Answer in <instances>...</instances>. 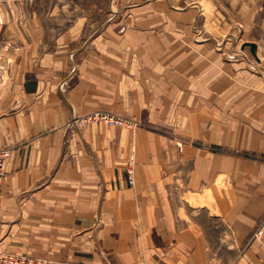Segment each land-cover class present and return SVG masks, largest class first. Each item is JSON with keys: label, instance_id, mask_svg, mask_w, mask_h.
<instances>
[{"label": "crops", "instance_id": "obj_1", "mask_svg": "<svg viewBox=\"0 0 264 264\" xmlns=\"http://www.w3.org/2000/svg\"><path fill=\"white\" fill-rule=\"evenodd\" d=\"M135 1L82 5L81 27L59 37L50 26L54 35L35 36L34 47L0 51V147L11 151L0 255L28 254L48 264H216L218 223L232 246L264 216V163L243 154L264 155V75L139 82L146 95L168 89L166 105L154 109L152 96L141 99L130 78L124 52L133 48H123L122 39L107 48L104 38L109 24L128 23L136 9L155 3ZM167 1L175 8L182 2ZM198 1L221 12L231 30L247 33L256 58L264 55V0ZM188 7L196 16V5ZM175 96L179 131L194 139L168 144L160 162L142 154L154 152L157 133L140 131L132 144L120 129L78 126L108 107L166 117ZM139 144L132 187L124 165Z\"/></svg>", "mask_w": 264, "mask_h": 264}, {"label": "rangeland", "instance_id": "obj_2", "mask_svg": "<svg viewBox=\"0 0 264 264\" xmlns=\"http://www.w3.org/2000/svg\"><path fill=\"white\" fill-rule=\"evenodd\" d=\"M108 2L110 0H0V51H17L19 46L34 47L32 39L35 36L46 35L48 39L49 33L54 35L55 32L49 30L50 26L57 27L58 36L61 37L67 29L75 28L77 25L81 27V24L76 22L87 10L82 5L102 6V3H105L107 6ZM154 2L149 8L143 6L136 9L132 14L135 15L132 21L111 23L104 31L107 48L115 47L114 42H119L120 39L123 48L130 46L133 48L134 51L124 52L127 55L125 63H130L132 68V76H129L137 81V93L140 92L141 99L151 100L148 95L152 96L156 102L155 104L153 102L154 109L166 105L169 100L168 89H163L166 92L158 93L159 91L154 88L150 90L151 93H148V90L146 95V88L139 82L170 80L172 83L179 79L200 78V75L203 78L212 75V78L217 80L245 79L244 74L253 78L263 77L264 55L261 54V58L258 59L249 46L244 47L249 42L248 34L244 35L238 29L231 30L225 20H222L221 12L198 0L191 2L182 0L181 3L175 4L179 8L172 7L167 0ZM189 5H196L199 9L196 16L194 11L190 12ZM51 12L54 16L52 19ZM108 14L107 12L106 15ZM35 20L38 27L34 26ZM262 52L264 53L260 51ZM209 64H215L214 72L208 71ZM195 69H199L201 73ZM122 80L124 82V75ZM173 89L174 92L177 91L176 87ZM127 90L129 91L128 87L122 89L123 99L127 97ZM176 98V96L175 99L172 98L173 114H167L166 117L161 115L144 119L129 111L108 107L92 111L81 118L78 126L83 128L99 126L107 130V133L112 129H120L130 136L132 144L140 131L157 133L153 140L154 152L143 150L142 154L160 162L167 154L168 147L171 148L168 144L193 143V137L185 136L179 131ZM93 114L100 116L98 119H87ZM130 149L124 167L128 181L129 173L132 172L134 184H129L133 187L136 184L137 161L141 146L139 144L137 148L131 145ZM243 154L251 160L264 163V155L257 152L244 151ZM221 229L222 226L218 223L217 247L214 250L218 256L216 264H264V244L254 236L255 229L248 239L241 242L234 240L232 246L229 237L227 242L220 238Z\"/></svg>", "mask_w": 264, "mask_h": 264}, {"label": "built area", "instance_id": "obj_3", "mask_svg": "<svg viewBox=\"0 0 264 264\" xmlns=\"http://www.w3.org/2000/svg\"><path fill=\"white\" fill-rule=\"evenodd\" d=\"M99 114L90 115L87 119H98ZM11 155V151L8 148L0 147V201L2 199V189L8 178L7 162ZM129 183L134 184V178L132 172L129 173ZM254 236L260 239L264 244V216L258 223ZM0 264H48L47 259L41 257H35L28 254H18L5 252L0 255ZM189 264V263H186Z\"/></svg>", "mask_w": 264, "mask_h": 264}, {"label": "water", "instance_id": "obj_4", "mask_svg": "<svg viewBox=\"0 0 264 264\" xmlns=\"http://www.w3.org/2000/svg\"><path fill=\"white\" fill-rule=\"evenodd\" d=\"M245 46H249L250 49H251V52H252L255 56H257V45H256L255 43L247 42V43L244 45V47H245Z\"/></svg>", "mask_w": 264, "mask_h": 264}]
</instances>
